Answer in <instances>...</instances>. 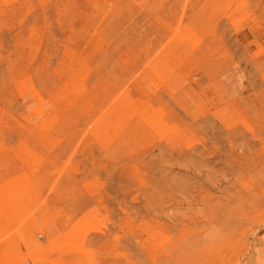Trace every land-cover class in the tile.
<instances>
[{"label": "rangeland", "instance_id": "rangeland-1", "mask_svg": "<svg viewBox=\"0 0 264 264\" xmlns=\"http://www.w3.org/2000/svg\"><path fill=\"white\" fill-rule=\"evenodd\" d=\"M0 264H264V0H0Z\"/></svg>", "mask_w": 264, "mask_h": 264}]
</instances>
